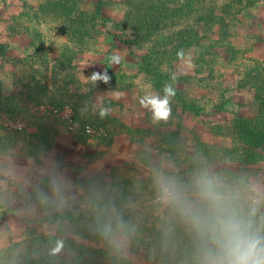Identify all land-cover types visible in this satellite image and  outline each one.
Wrapping results in <instances>:
<instances>
[{
	"label": "rangeland",
	"instance_id": "1",
	"mask_svg": "<svg viewBox=\"0 0 264 264\" xmlns=\"http://www.w3.org/2000/svg\"><path fill=\"white\" fill-rule=\"evenodd\" d=\"M51 1L53 0H0V44L12 46L11 50L7 48L8 46L2 48L5 49L3 55L7 54L9 61L2 65L1 62L4 60L0 57V92L9 94L14 90L17 91L21 88L18 80L32 81L34 78H40L44 83L49 84L45 101L30 104L29 112L18 121H24L28 129L36 121L45 122L44 118H46L60 129L53 149L41 156L40 163L21 161L18 165L9 166L10 168H4L0 163V204L9 205L13 210L12 213L0 217V254L11 246L21 248L24 243L29 244L37 236L40 244L47 245L50 241L49 236L57 234V224L41 222L39 219L44 218L48 212H57V208H50L54 205L52 200H62V196L58 193H62L63 190L60 189L55 175L66 172L73 177L78 171L74 166L88 160L86 151L89 148H84V143L80 144L73 136V131L81 127L72 129L61 115L49 113L47 105L62 111L70 105L74 112L78 111L82 120L87 119L92 122L91 125L97 124L100 126L97 128L104 130V127L113 128L112 130L122 128L124 121L133 123L138 128L147 129L149 137L145 138L144 144L128 143V148L123 141L116 144V153H112L113 157L109 160L103 159L101 169L108 173L113 165L132 162L130 153L139 152L145 147L150 150V164L140 173L154 181L161 174L172 178L171 172L177 173L185 168V165L176 166L166 152L172 147L170 143L161 141L158 145L157 131L179 132L177 143L172 148L182 159L190 156L200 143L213 147L237 145V142L230 143V137L222 135L223 131H230L237 115L264 119L262 106L254 104L252 100L242 104L253 95L252 71L255 70L257 62L264 63V0L243 11L238 23L229 29L230 35H225L223 40H218L220 33L216 28L210 40L207 38L202 45L189 47L184 52L183 58L177 55L169 57L156 55L158 59L162 58L161 61L152 56L153 46L159 41L171 42L170 36L174 30L190 26L193 18L196 17L195 12L191 15L185 14L183 17H171L168 22L163 21L167 23L161 25L163 29L155 31L151 38L141 41L130 49L117 37L118 34L123 33L121 29H117V24L123 21L128 11L132 10L131 1L138 4L143 0H64L69 1L70 8L73 6L72 2H77L76 12H84L93 18L89 49L79 51L73 56L69 66L64 67L56 63V58L63 46H71V44L67 33L60 29L63 22L60 17L55 16L54 12H57V9L50 4ZM178 1L179 3L183 1L184 4V0ZM218 1L194 0V11L198 9L197 6H210ZM67 8H69L68 3L59 13L65 12ZM33 12H38L39 21L36 18L33 20L31 17L21 16L24 14L32 16ZM12 27L16 28V35L19 36L15 38V43L10 44L13 37ZM26 27L40 31L42 44L39 39L34 41L26 33ZM128 35L132 36L130 33ZM38 44L41 46L36 50ZM170 48L172 47L169 46ZM113 55L121 58L119 64L109 63ZM146 63L150 66L161 63L163 70L174 69L175 76L179 78L176 83L173 81L175 88L181 92L182 98L187 100L189 106L198 108L199 111L196 113L184 110L182 101L172 97L170 119L167 122L153 123L151 112L139 104V97L146 92L160 94L155 88L154 80L149 77L151 73L146 69ZM105 71L111 77L109 83L97 81L93 84L90 81L89 77L93 72ZM101 104L110 109L109 114L103 119L98 114ZM42 105H45L43 110L48 113L37 120L39 116L36 117L33 112H39L37 107ZM81 109L86 111L81 112ZM3 120H6L4 125L10 124L5 116ZM108 151L106 153H109ZM259 153L263 157H260V164L252 167L255 173L250 178V191L247 192L250 198L264 197V149ZM225 166L240 171L241 164L237 161L226 165L214 162L209 172ZM54 169L57 172L54 175L55 180L53 179L51 183L49 203L34 204L28 201V194L33 193L39 181L38 177L49 176L44 174L52 173ZM92 172L93 170H90L88 173ZM37 173L40 175L37 176ZM69 193L65 199L71 200L76 197V192L72 188ZM165 207L166 205H162L156 211L153 208H145V210L143 208V210L149 215L156 216L162 214L161 210ZM66 235L70 239L102 249L100 253L105 255L107 249L105 245L74 236L72 233ZM114 241H119L120 245L117 246ZM112 242L115 244V248L110 250L112 257L118 253L117 246L123 256L135 264H161L150 261L146 257L145 250L138 244H135L137 252H134L129 239L125 240L119 236L113 238ZM106 259L112 263L110 258Z\"/></svg>",
	"mask_w": 264,
	"mask_h": 264
},
{
	"label": "trees",
	"instance_id": "2",
	"mask_svg": "<svg viewBox=\"0 0 264 264\" xmlns=\"http://www.w3.org/2000/svg\"><path fill=\"white\" fill-rule=\"evenodd\" d=\"M177 1L143 0L138 4L131 1L132 10L128 11L123 21L117 24V29L123 32L117 37L132 49L134 45L151 38L155 31L163 29L161 25L167 24L163 21L168 22L171 17H183L185 14L191 15L195 12L196 17L193 18L192 24L186 28L174 30L170 36L171 42L159 41L153 46L152 56L161 61L162 58L158 59L157 56L169 57L177 55L180 50L185 52L193 45H202L205 39H211V34L216 31V28L220 33L218 40H223L228 34L230 35L229 29L238 23L240 14L260 0H219L210 6H197L198 9L195 11L194 0H184V4L183 1L182 3ZM67 3L69 8L60 14L59 12L67 6ZM50 4L57 9V12H54L55 16L60 17L63 22L60 29L67 33L71 44V46L62 47L56 63L58 62L63 67L69 66L74 55L79 51L89 49L93 18L84 12H76L77 2H72V8H70L69 1L64 0H53ZM32 14V16L27 14L21 16L31 17L33 20L36 18L39 21L38 12ZM11 30L12 35H16V28L12 27ZM26 33L34 41L39 39L38 41L42 44L41 33L38 29L26 27ZM40 46L38 44L36 50H39ZM169 46L172 48L169 49ZM2 48L6 46L0 44V53L4 54L5 49L2 50ZM149 58L151 60V57ZM161 66V63L151 66L146 63V69L151 73L149 77L154 80L155 88L163 96L162 89L165 83H171L175 88L171 79V75L175 72L174 69L163 70ZM142 69L145 68L142 67ZM263 72L264 63L257 62L255 70L252 71L253 95L242 104L252 100L254 104L264 108ZM177 81H179L178 77L174 82ZM18 84L21 88L17 91L14 90L0 96V157H30L36 163H40L41 156L53 149L56 137L60 133L59 127L46 118H44L45 122L43 120L34 122L37 129L33 133L28 132L26 127H16L15 124L19 118L29 112L31 103L45 101L48 85L40 78H34L32 81L18 80ZM175 91L174 99L182 101L184 110L196 113L199 111L198 108L189 106L187 100L182 98L181 92H178L176 88ZM75 112L76 119L81 122L82 126L92 123L87 119L82 120L78 111ZM4 115L10 121L8 126L3 124L5 123ZM40 118L38 117L37 120ZM95 126L100 127L97 124ZM104 128V133L95 137L87 134L82 128L73 131V136L80 143H86L94 138L99 143L109 145L115 131L112 130L113 128ZM127 131L133 139L139 142H144L145 138L149 137L147 134L149 131L145 128L127 127ZM157 132L158 145L161 141L170 143L172 147L176 145L178 131L161 130ZM222 133L225 137H230V143L237 142L238 144L234 147L228 146L229 144L224 147H213L200 143L190 156L182 159L176 155V150L170 147L166 152L169 153L174 164L176 166L185 165V168L177 173L169 172L170 176L191 194L194 192L196 178L207 173L216 177L225 186L241 193L244 202H250V195L247 192L250 191V178L255 173L252 167L260 164V157H263L260 156L259 151L264 149V119H251L237 115L230 131L225 130ZM92 156L87 154L88 160L77 167L80 170L83 169L85 164L91 161ZM236 161L241 164L240 171L225 166L209 172L214 162L226 165V163ZM149 164L150 150L144 147L135 153L132 162L127 161L122 165L113 166L109 173H100L88 179L76 178L73 184L80 185L85 195L80 200L74 201L52 200L54 205L50 208H57V212H48L44 218L39 219L41 222L57 224V234L49 236L50 241L47 245L40 244L39 236H37L29 244L24 243L21 248L11 246L4 249L0 254V264H135L125 258L117 246V255L111 256L110 250L115 248L112 239L119 236L132 242L134 252H137L135 244L140 245L150 261L161 264H192L196 237L179 214L171 206H166L161 210L162 214H155L156 216L144 211L145 208H153L156 211L163 205L157 200L155 181L140 173ZM53 179V175L41 177L33 193L28 194V201L34 204L49 203ZM12 212L9 205L0 204V217ZM261 214H264V201L260 205L258 216ZM121 222L122 226L118 227L117 225ZM106 226L112 228L110 235H106L103 231ZM70 233L105 245L107 248L105 255L100 253L102 249L70 239L66 235ZM57 240L63 241V247L53 254L52 249L56 247ZM106 258H110L112 263H109Z\"/></svg>",
	"mask_w": 264,
	"mask_h": 264
},
{
	"label": "clouds",
	"instance_id": "3",
	"mask_svg": "<svg viewBox=\"0 0 264 264\" xmlns=\"http://www.w3.org/2000/svg\"><path fill=\"white\" fill-rule=\"evenodd\" d=\"M177 56L183 58V50L178 51ZM120 59L113 55L109 63L119 64ZM89 78L93 84L97 81L109 83L111 79L106 71L93 72ZM171 79L176 80L175 74ZM162 91L163 96L146 92L139 97V104L151 112L153 123L167 122L172 114L171 98L176 94L175 88L165 83ZM84 111L86 109H81ZM109 111L101 104L98 114L103 119ZM155 185L157 200L171 206L196 237L192 264H264V214L258 216L264 197L250 198L246 203L241 193L207 173L196 178L191 194L177 181L162 174L155 178ZM117 226H122V222ZM103 231L110 235L112 228L106 226ZM114 243L120 245L119 241ZM62 247L63 241L57 240L52 253L59 252Z\"/></svg>",
	"mask_w": 264,
	"mask_h": 264
},
{
	"label": "crops",
	"instance_id": "4",
	"mask_svg": "<svg viewBox=\"0 0 264 264\" xmlns=\"http://www.w3.org/2000/svg\"><path fill=\"white\" fill-rule=\"evenodd\" d=\"M17 36H19V35H15V36L13 35L12 39L10 40V44H12V42L15 43V41H16L15 38ZM2 44H4V43H2ZM4 45L6 46V44H4ZM7 46L6 47L9 50L12 49L11 48L12 47L11 45L9 46V44H8ZM6 55L1 54V56H0L2 58V60H4L3 62H1L2 65L7 64L8 61H9L8 60V57ZM49 63H50V65H52L51 62H49ZM31 72H32V70H31ZM47 85L49 87V84H47ZM2 94H4V93L3 92H0V96ZM31 104H33V103H31ZM47 106L49 108V113L52 114L51 107H50L51 105H47ZM44 107H45V105L44 106L42 105L39 108L37 107V110H39V112H33V114H35L36 117L37 116H39V117L45 116L48 112L46 113L45 110H43ZM6 119H7V117H6ZM127 127L136 128L137 126L135 124H133V123H130V122L128 123V122L124 121V123L122 125V128H117V129L113 130V131H115V134H114L113 139H112V141H111V143L109 145H105V144L99 143L96 139H89L86 143H84L83 147L84 148H89V150H87L86 153L91 154L94 157L92 156L91 157L92 158L91 161L89 163L85 164V167L83 169H81V170L78 167H76V166L82 164V162H80L79 164L75 165L74 167L76 169H78V171L73 174L74 175L73 177L71 176V174L67 175L66 172H62V173L59 172L58 175H55V173L57 172L56 169H54L52 171V173L44 174V175H50L51 174L53 176L55 175V177L58 178V183L60 184V189L62 188V190H63L62 193L61 192L58 193V194H60L59 196L64 197V199L61 197L62 201L80 200L85 195V191H84V189L80 185L73 184L74 183V180L76 178H79V179H88V178H92L93 176H95L97 174L105 173L106 170H105V172H103L102 171L103 169H101L102 166H103L102 161H104L105 159L106 160L107 159L109 160L110 157L111 158L113 157V154L116 153L115 152L116 144H118V143H120V142L123 141L124 142L123 144L128 148V146H127L128 143H130V144H132V143H139L141 145L145 143V142H141V141L139 142V141H136V139H133L132 136H131V134L127 131ZM36 129H37L36 126L33 124V125H30L28 127L27 131L30 132V133H33V132L36 131ZM80 144H83V143H80ZM108 149H110V150L108 151ZM107 151L109 153H106ZM135 153L136 152H131L130 153L131 159H134L135 158ZM82 158H83V156H82ZM21 161H26L28 163H33L34 162V159L33 158H30V157L29 158L4 157V159H0V163H2L1 165L4 166V168H10L9 166L18 165L19 163H21ZM122 164H117V165H113V166H118V165H122ZM42 166L44 167V165H42ZM74 167H72V168H74ZM144 168H146V167H144ZM90 170H93V172L92 173H88V172H90ZM39 175L40 174L37 173V176H39ZM41 177H42V175H40L38 177V180H40ZM51 188H52V186H51ZM71 188H72V190L74 192H76V197H73V199H71V200H67V199H65V197H67L68 194H70L69 191H70Z\"/></svg>",
	"mask_w": 264,
	"mask_h": 264
},
{
	"label": "built area",
	"instance_id": "5",
	"mask_svg": "<svg viewBox=\"0 0 264 264\" xmlns=\"http://www.w3.org/2000/svg\"><path fill=\"white\" fill-rule=\"evenodd\" d=\"M51 112H54L55 114L61 115L64 119L67 120V122L69 123V126L72 129H76L81 127L82 129H84V131L89 134L92 137H95L97 135H101L104 133V129L103 128H97L94 125L91 124H86V125H81L80 122L76 119L75 116V112L72 106L67 105L63 111L57 107H53L51 108ZM16 127H26V123H24V121L19 120L16 124Z\"/></svg>",
	"mask_w": 264,
	"mask_h": 264
}]
</instances>
